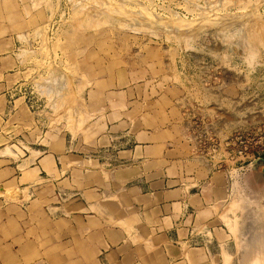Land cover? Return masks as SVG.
<instances>
[{"label": "rangeland", "instance_id": "rangeland-1", "mask_svg": "<svg viewBox=\"0 0 264 264\" xmlns=\"http://www.w3.org/2000/svg\"><path fill=\"white\" fill-rule=\"evenodd\" d=\"M0 62V153L23 175L44 135L97 141L93 91L148 92L147 126L178 123L196 165L229 177L232 234L247 225L223 264H264V0H0ZM0 187L5 206L33 198Z\"/></svg>", "mask_w": 264, "mask_h": 264}, {"label": "crops", "instance_id": "crops-1", "mask_svg": "<svg viewBox=\"0 0 264 264\" xmlns=\"http://www.w3.org/2000/svg\"><path fill=\"white\" fill-rule=\"evenodd\" d=\"M91 96L92 146L44 135L26 153L24 175L0 153V184L33 196L0 202V264H223L247 225L232 234L239 218L229 211L227 173L196 165L178 123L147 126L159 123L148 92Z\"/></svg>", "mask_w": 264, "mask_h": 264}, {"label": "bare ground", "instance_id": "bare-ground-1", "mask_svg": "<svg viewBox=\"0 0 264 264\" xmlns=\"http://www.w3.org/2000/svg\"><path fill=\"white\" fill-rule=\"evenodd\" d=\"M60 83H61V82H60ZM61 85H62V83H61ZM63 85H64V84H63ZM55 86H56V85H55ZM59 86H60V84H59ZM59 86H58V88H60ZM52 88H53V87H52ZM55 89H56V88H55ZM61 89H62V87H61Z\"/></svg>", "mask_w": 264, "mask_h": 264}, {"label": "water", "instance_id": "water-1", "mask_svg": "<svg viewBox=\"0 0 264 264\" xmlns=\"http://www.w3.org/2000/svg\"><path fill=\"white\" fill-rule=\"evenodd\" d=\"M0 189H1V190H3V188H2V187H0Z\"/></svg>", "mask_w": 264, "mask_h": 264}]
</instances>
